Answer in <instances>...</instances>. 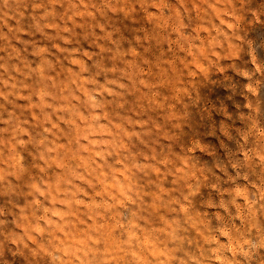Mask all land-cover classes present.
Returning a JSON list of instances; mask_svg holds the SVG:
<instances>
[{"label": "rangeland", "instance_id": "obj_1", "mask_svg": "<svg viewBox=\"0 0 264 264\" xmlns=\"http://www.w3.org/2000/svg\"><path fill=\"white\" fill-rule=\"evenodd\" d=\"M0 264H264V0H0Z\"/></svg>", "mask_w": 264, "mask_h": 264}]
</instances>
